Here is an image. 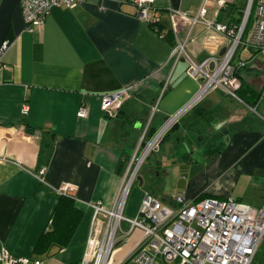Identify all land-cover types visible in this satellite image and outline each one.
Masks as SVG:
<instances>
[{
  "label": "crops",
  "instance_id": "0c3cea01",
  "mask_svg": "<svg viewBox=\"0 0 264 264\" xmlns=\"http://www.w3.org/2000/svg\"><path fill=\"white\" fill-rule=\"evenodd\" d=\"M245 2L155 0L154 7L168 28V9L195 14L200 7L210 21L237 25ZM135 11L126 0H87L71 10L53 8L44 27L28 33L22 0H0V48L10 41L0 55L8 67L0 70V249L47 264H79L91 205L113 207L145 125L150 121L156 132L184 109L161 152L148 158L157 156L158 184L175 180L181 193L158 190L160 200L135 189L124 215L136 218L145 195L233 198L264 207V57L243 48L236 55L235 65L246 63L239 73L241 101L218 88L187 108L201 82L188 77L185 59L170 61L172 46ZM173 23L176 39L187 40L197 63L227 45L202 24L192 27L178 15ZM122 90L130 98L121 110L103 111L102 97ZM81 106L89 111L83 119L77 117ZM65 185L74 186V211L53 223Z\"/></svg>",
  "mask_w": 264,
  "mask_h": 264
},
{
  "label": "built area",
  "instance_id": "2783aa9c",
  "mask_svg": "<svg viewBox=\"0 0 264 264\" xmlns=\"http://www.w3.org/2000/svg\"><path fill=\"white\" fill-rule=\"evenodd\" d=\"M87 0H22L25 31L34 33L44 27L46 18L53 8L74 9ZM135 7V15L151 24H162V13L154 7L155 0H126ZM101 10H103L101 8ZM168 26L174 32V15L188 21L193 27L202 24L206 30L222 35L227 41L223 55H211L202 63L192 59L187 51V40L171 49L170 61L176 65L182 59L188 63V77L201 82V90L187 106L190 108L205 95L223 88L230 98L241 101L237 95L240 85L235 80L237 68H245L241 61L234 64L239 49L253 51L264 57V0H248L240 24H218L205 18V9L200 7L195 14L175 12L168 9ZM252 21L251 28L245 33ZM158 33L157 28H155ZM163 37L161 34H159ZM10 42L4 41L0 48L3 55ZM213 66V69L211 67ZM0 58V70L7 69ZM168 89V83L162 92ZM127 90L104 95L101 107L105 112L118 113L127 99ZM25 111L29 107L25 106ZM185 110V109H184ZM171 116L149 137L150 121L145 125L137 142L129 168L124 177L112 208L102 202L91 205L93 217L83 257L79 264H253L260 244L264 239V207L255 208L233 198L220 200L205 198L201 201H186L175 195L170 203L145 195L136 218L124 215L130 191L138 180V173L148 158L159 151L166 134L179 122L184 112ZM157 111V106L154 112ZM89 111L81 106L78 118H86ZM44 169L38 172L43 182ZM74 186L65 185L60 195L72 196ZM128 225L123 232L122 224ZM140 231V238L131 249L116 258L121 241L118 234L130 237ZM0 264H47L37 258L17 257L0 249Z\"/></svg>",
  "mask_w": 264,
  "mask_h": 264
},
{
  "label": "rangeland",
  "instance_id": "374dc122",
  "mask_svg": "<svg viewBox=\"0 0 264 264\" xmlns=\"http://www.w3.org/2000/svg\"><path fill=\"white\" fill-rule=\"evenodd\" d=\"M252 25V23H251ZM251 25L249 26V30L252 29L251 28ZM241 49L238 50L237 52V55H239ZM244 69V68H237V72L235 74V80L237 81V83L240 85L237 93L240 91L241 89V79H240V71ZM220 89H223V88H220ZM224 90V89H223ZM225 91V90H224ZM226 93V92H225ZM227 94V93H226ZM228 96V95H227ZM229 97V96H228ZM169 148V147H168ZM182 153L179 152L178 155H181ZM156 159H157V156H152V158H150L147 162H145V164L142 166V168L140 169L139 173H138V176L139 178H142L146 183L144 184L143 187L140 186L139 182H135V184L133 185L131 191H130V198H132L133 196V193L135 191V189H140V190H149V192L159 198L160 200H162V198L164 197V195H159L157 193V191L159 190H162L163 189V194L165 195H172L174 194L175 192H180V190H178V187L176 189V185H175V180H173L172 183H169V181H167L165 183V185H163V183H159L161 184L162 187L158 188L160 185L158 184L157 180L159 179V177L156 176V174L158 173L157 172V168H156ZM173 165V164H171ZM170 168V167H168ZM164 171V170H163ZM162 175L163 173L160 174V179H162ZM169 180V179H167ZM158 186V187H157ZM166 187H168V189H166ZM180 187V185H179ZM181 187H185V184L181 183ZM175 188V189H173ZM184 194V193H182ZM175 196V195H174ZM181 196V195H180ZM129 198V200H131ZM129 202V201H128ZM125 214L127 215V210L125 212ZM128 230L127 227H123V232H126ZM136 233L140 234V231H136L134 232L130 237H123V234L122 232H120L118 234V239L119 241H121L119 243V247H120V250L119 252L116 254V258H120L121 255L125 254L130 248H131V244L134 240H137L136 239ZM253 264H264V239L262 240L261 244H260V247L258 249V252L254 258V262Z\"/></svg>",
  "mask_w": 264,
  "mask_h": 264
},
{
  "label": "trees",
  "instance_id": "16d2710c",
  "mask_svg": "<svg viewBox=\"0 0 264 264\" xmlns=\"http://www.w3.org/2000/svg\"><path fill=\"white\" fill-rule=\"evenodd\" d=\"M244 10L246 9V2H245V5H244ZM240 21H238L237 25L240 24ZM252 21H250V24L249 26L251 25ZM154 30H156L155 28H157L158 30V33L161 34L163 37V39H165L167 42H169V44L174 47L175 44H176V37H175V34L173 32L172 29L166 27L165 25L163 24H151L150 25ZM249 32V27L245 33V37L247 36ZM10 42V41H9ZM243 83L241 85V89L240 91L237 93L238 97L242 100L243 99V94H242V91H243ZM176 126V125H175ZM174 126V127H175ZM173 127V128H174ZM172 128V129H173ZM171 129V130H172ZM171 130L166 134V136L164 137L163 141L161 142V145H160V149L158 152L156 153H160L161 152V148L163 147L164 143L166 142V140L168 139V135L169 133L171 132ZM154 134V131L153 130H149V137H151L152 135ZM156 153H153V154H156ZM152 154V155H153ZM205 199V197L203 196H200L197 200L195 201H201ZM74 211V208H73V196H66V195H61V201L58 203L57 207H56V210L54 212V218H53V223L55 221L57 222H64V220H68L70 218V214H72V212ZM50 235L47 233L45 235V238H48ZM42 244V242H41ZM40 246V244H39ZM39 249V248H38ZM37 249V251H38Z\"/></svg>",
  "mask_w": 264,
  "mask_h": 264
},
{
  "label": "water",
  "instance_id": "95a60500",
  "mask_svg": "<svg viewBox=\"0 0 264 264\" xmlns=\"http://www.w3.org/2000/svg\"><path fill=\"white\" fill-rule=\"evenodd\" d=\"M224 52H225V49L221 52V55H223ZM211 69H213V66L211 67ZM203 81H204L203 79L200 80V82H203ZM141 185H142V183H141V181H140V186H141ZM163 201H164V202H170L171 199H163Z\"/></svg>",
  "mask_w": 264,
  "mask_h": 264
}]
</instances>
